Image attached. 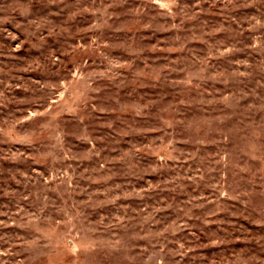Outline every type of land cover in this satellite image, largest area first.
<instances>
[{"label":"rangeland","instance_id":"1","mask_svg":"<svg viewBox=\"0 0 264 264\" xmlns=\"http://www.w3.org/2000/svg\"><path fill=\"white\" fill-rule=\"evenodd\" d=\"M0 264H264V0H0Z\"/></svg>","mask_w":264,"mask_h":264}]
</instances>
